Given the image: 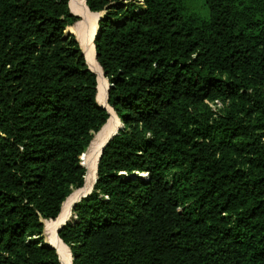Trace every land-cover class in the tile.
I'll list each match as a JSON object with an SVG mask.
<instances>
[{
  "label": "trees",
  "instance_id": "obj_1",
  "mask_svg": "<svg viewBox=\"0 0 264 264\" xmlns=\"http://www.w3.org/2000/svg\"><path fill=\"white\" fill-rule=\"evenodd\" d=\"M77 1L121 128L58 235L74 264H264V0ZM80 21L0 0V264H62L46 225L111 117Z\"/></svg>",
  "mask_w": 264,
  "mask_h": 264
},
{
  "label": "bare ground",
  "instance_id": "obj_2",
  "mask_svg": "<svg viewBox=\"0 0 264 264\" xmlns=\"http://www.w3.org/2000/svg\"><path fill=\"white\" fill-rule=\"evenodd\" d=\"M85 2V1H84ZM71 8L74 12V14L76 15H80L83 18H89L91 19V16H95L93 14H91L84 5H80L78 3L77 0H72L71 2ZM91 15V16H89ZM97 21V19H96ZM90 27V32H87V39L80 41L81 45H83V49L84 52L86 54V58H87V62H88V66L89 68L98 75L99 77V102L101 103V106L106 107L110 112H112L110 110V108L107 106V89L109 87V83L107 84L106 80L104 79L105 77L103 76L102 72L103 70H101L99 68V66L96 63V50L93 46V38L94 35L97 32L98 29V21H97V26L95 27V22L94 25L89 26ZM71 33H75L74 29L69 30ZM86 37V35H83ZM92 41V42H91ZM113 113V112H112ZM114 119V120H113ZM119 121L118 119H116L115 117H112L108 124L106 125V127L101 131V133L98 135V137L95 139L92 149L89 152V154H87V156L85 157L86 160V165L85 168L87 167V183L84 189L77 191L76 193H78L77 195L73 196L72 198L68 199L65 202L64 205V210L63 213L61 214V216L58 218V220L52 224H50L47 228V232H46V237L48 238V240L50 241V244L48 242L49 245H51L52 247H54L57 252L60 254L61 256V260H62V264H72V258H71V252L68 249L67 246H65L62 241L60 240V238L58 237V230L67 223V221L71 218V206H73L75 203L79 202L82 197L86 196L88 193L91 192L94 182L96 180V175H97V170H98V161L97 158L99 159L101 151H102V147L107 143V141L118 132V128L119 125L116 121ZM118 126L116 128V131L114 129V127ZM100 153V154H99ZM99 155V157H98ZM84 160V161H85ZM96 162H97V168H96ZM73 204V205H72ZM70 214V216H69ZM69 216V217H68ZM68 217V219H67ZM46 223V222H45Z\"/></svg>",
  "mask_w": 264,
  "mask_h": 264
},
{
  "label": "water",
  "instance_id": "obj_3",
  "mask_svg": "<svg viewBox=\"0 0 264 264\" xmlns=\"http://www.w3.org/2000/svg\"><path fill=\"white\" fill-rule=\"evenodd\" d=\"M86 1V0H85ZM90 11V10H89ZM74 14V13H73ZM93 14V13H92ZM74 15H76V14H74ZM95 15V17H96V19H97V21H98V23L99 22H101L102 20H103V14H94ZM78 18H82L80 15H76ZM74 29V31H75V33H70V34H73V35H75L76 36V38H77V41L79 42V44H80V46H81V48L83 49V45H81V42H80V40L78 39V35H77V33H76V27H74L73 28ZM87 32H90V27L88 26V28H87ZM97 32H98V30H97ZM97 32H96V34L94 35V38H93V43L95 42V39L97 38ZM95 49H96V47H95ZM83 53H84V51H83ZM84 55H85V53H84ZM96 60H97V53H96ZM88 64V63H87ZM90 69V68H89ZM91 70V69H90ZM92 71V70H91ZM93 72V71H92ZM94 73V72H93ZM103 76L105 77V74H104V72H103ZM110 88H111V85L109 84V87H108V89H107V104H108V102H109V90H110ZM103 109H105V110H107L108 111V113L110 114V119L112 118V117H115L116 116V114H115V112L113 111V113L112 112H110L106 107H103V106H101ZM109 119V120H110ZM118 120H119V118H117ZM109 122V121H108ZM108 124V123H107ZM106 124V125H107ZM105 125V126H106ZM104 126V127H105ZM104 129V128H103ZM102 129V130H103ZM101 130V131H102ZM118 132H119V130H118ZM118 132L115 134V135H113L108 141H107V143L102 147V151H101V154H100V157H99V159H98V166H99V163H100V161H101V157H102V153H103V151H104V148L108 145V143L118 134ZM101 133V132H100ZM99 133V134H100ZM98 134V135H99ZM98 135L95 137V139L98 137ZM95 139H94V141H95ZM94 141L92 142V144H91V146H90V148L88 149V151H87V153L85 154V155H87V154H89V152L91 151V149H92V146H93V143H94ZM85 155H84V157H85ZM83 157V158H84ZM83 158H82V160H83ZM85 167V166H84ZM98 172V171H97ZM87 173H88V171H87ZM96 182H97V178H96V180H95V182H94V185H93V188H92V190H91V192L90 193H88L86 196H84V197H82V199L79 201V202H77V203H75L74 205H73V207L72 208H74L75 207V205H77L78 203H80L83 199H85V198H87L89 195H91L92 194V192L94 191V187H95V184H96ZM65 204V203H64ZM64 204H63V206H64ZM63 209V208H62ZM61 216V215H60ZM70 220L71 219H69L68 221H67V223L66 224H64L59 230H58V232H57V234L59 235V233H60V231L62 230V228H64L69 222H70ZM44 224H45V222H43ZM49 247H51V248H53V249H55L54 247H52L51 245H49V244H47ZM56 250V249H55ZM57 251V250H56ZM58 253V252H57ZM58 255H59V253H58ZM73 255V254H72ZM60 256V255H59ZM60 259H61V257H60ZM75 259L73 258V261H74Z\"/></svg>",
  "mask_w": 264,
  "mask_h": 264
},
{
  "label": "rangeland",
  "instance_id": "obj_4",
  "mask_svg": "<svg viewBox=\"0 0 264 264\" xmlns=\"http://www.w3.org/2000/svg\"><path fill=\"white\" fill-rule=\"evenodd\" d=\"M84 1V0H83ZM70 2H72V0H70ZM192 4H195V3H197V5H198V7H200L201 6V3H200V0H192V1H190ZM72 9V8H71ZM72 12H73V10H72ZM74 13V12H73ZM91 13V12H90ZM92 14V13H91ZM94 15V14H93ZM89 16H91V15H89ZM82 17V16H81ZM81 21L77 24V26H76V33H77V35H78V39L80 40V41H83V40H86L87 39V28H88V26H91V25H94V22H95V27L97 26V21H96V17L95 16H91V19H89V18H81L80 19ZM83 35H86V37L85 36H83ZM92 42V41H91ZM94 46V45H93ZM95 48V47H94ZM96 50V49H95ZM97 53V52H96ZM107 101V100H106ZM98 104H100V106H101V103L100 102H98ZM115 118L117 119L118 117L117 116H115ZM114 120V119H113ZM116 121V120H115ZM117 123H118V125H119V122L120 121H116ZM116 126V125H115ZM118 126H116V127H114V129H115V131H116V128H117ZM119 128H121V126H119ZM119 128H118V130H119ZM100 154V153H99ZM89 157V156H88ZM87 157V158H88ZM98 157H99V155H98ZM87 158H86V160H87ZM86 160H85V165H86ZM83 161V160H82ZM97 161H98V158H97ZM87 168V167H86ZM96 168H97V162H96ZM88 170V169H87ZM98 171V170H97ZM96 178V177H95ZM79 193V192H78ZM78 193H76V192H74L73 193V195H72V197L73 196H75V195H77ZM71 197V198H72ZM73 205V204H72ZM71 207H73V206H71ZM70 212H71V218L73 217V208H71V210H70ZM69 216H70V214H69ZM68 216V217H69ZM68 217H67V219H68ZM50 224H47L46 225V230H45V233L47 232V227L49 226ZM46 243L48 244V242H49V244H50V241L48 240V238L46 237ZM68 249L70 250V252H71V249L68 247ZM71 255H72V252H71ZM71 258L73 259L74 258V256L72 255L71 256ZM75 261V260H74ZM74 261L72 260V264H74Z\"/></svg>",
  "mask_w": 264,
  "mask_h": 264
},
{
  "label": "clouds",
  "instance_id": "obj_5",
  "mask_svg": "<svg viewBox=\"0 0 264 264\" xmlns=\"http://www.w3.org/2000/svg\"><path fill=\"white\" fill-rule=\"evenodd\" d=\"M120 126V125H119Z\"/></svg>",
  "mask_w": 264,
  "mask_h": 264
}]
</instances>
